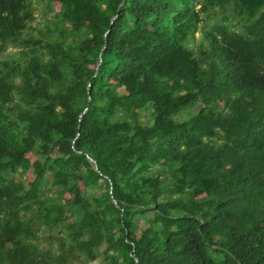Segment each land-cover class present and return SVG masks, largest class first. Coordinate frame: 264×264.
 I'll use <instances>...</instances> for the list:
<instances>
[{"label":"trees","instance_id":"obj_1","mask_svg":"<svg viewBox=\"0 0 264 264\" xmlns=\"http://www.w3.org/2000/svg\"><path fill=\"white\" fill-rule=\"evenodd\" d=\"M0 264H264V0H0Z\"/></svg>","mask_w":264,"mask_h":264},{"label":"rangeland","instance_id":"obj_2","mask_svg":"<svg viewBox=\"0 0 264 264\" xmlns=\"http://www.w3.org/2000/svg\"><path fill=\"white\" fill-rule=\"evenodd\" d=\"M34 1H39V0H34ZM43 4H44V2H41V4L40 5H37L39 8H38V10H42L43 8H44V6H43ZM38 15H39V17H40V20L39 21H41V20H44L45 19V17H46V19H48L49 17H50V15L49 14H47L46 16H44V17H42V14H40V13H38ZM199 36V35H198ZM9 51H11V52H14L15 51V49L14 48H10V50Z\"/></svg>","mask_w":264,"mask_h":264},{"label":"water","instance_id":"obj_3","mask_svg":"<svg viewBox=\"0 0 264 264\" xmlns=\"http://www.w3.org/2000/svg\"><path fill=\"white\" fill-rule=\"evenodd\" d=\"M90 161L94 163V167H95V169H96L97 171H99V170H98V166H97V164L94 162V160L90 158Z\"/></svg>","mask_w":264,"mask_h":264}]
</instances>
